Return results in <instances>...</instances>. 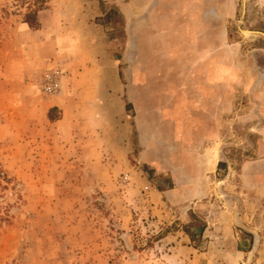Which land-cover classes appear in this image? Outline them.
Returning a JSON list of instances; mask_svg holds the SVG:
<instances>
[{"label":"rangeland","instance_id":"1","mask_svg":"<svg viewBox=\"0 0 264 264\" xmlns=\"http://www.w3.org/2000/svg\"><path fill=\"white\" fill-rule=\"evenodd\" d=\"M30 1L0 0V264H264V0H45L40 39ZM206 43L218 148L163 89Z\"/></svg>","mask_w":264,"mask_h":264},{"label":"crops","instance_id":"2","mask_svg":"<svg viewBox=\"0 0 264 264\" xmlns=\"http://www.w3.org/2000/svg\"><path fill=\"white\" fill-rule=\"evenodd\" d=\"M23 28L31 31L37 39H40L44 31L43 25L40 29L32 31L27 28L26 23H23ZM193 50L196 52L195 57L199 60L197 65L190 71L187 67L179 77L169 78L168 82L172 83V85L162 88L166 92H173L176 96V101H178L176 109L180 108V114L183 115V118L180 119V130L186 131L188 122L184 120V116L190 115L189 121L191 123L187 125L190 132L193 131L191 134L196 139V143L200 142L202 137L203 140L213 141L218 148L220 146L217 142L223 144L224 140L229 138L231 112L230 67L228 63L224 62L225 56L223 53L221 55V64L214 65V61L219 62V58H216L214 53L209 55L211 48H209L207 43L203 47L200 46V48L196 44ZM115 67L117 66L115 65ZM146 78V73L140 75L133 73L132 75V81L142 79L144 83L150 82ZM191 94H194L196 98L189 101ZM235 113L237 115L238 111ZM184 138L185 134L183 135V144ZM140 146V153L144 154L145 145L140 144ZM143 161L145 162L146 160L143 159ZM218 161L217 158L213 166L215 169Z\"/></svg>","mask_w":264,"mask_h":264},{"label":"trees","instance_id":"3","mask_svg":"<svg viewBox=\"0 0 264 264\" xmlns=\"http://www.w3.org/2000/svg\"><path fill=\"white\" fill-rule=\"evenodd\" d=\"M45 0H31L28 3L27 12L23 15L24 22L33 30H38L41 27V22L38 18V12L45 7ZM204 226L199 227V232L203 230ZM185 233L189 235L190 239L194 241L193 232L189 230V226L185 225Z\"/></svg>","mask_w":264,"mask_h":264},{"label":"water","instance_id":"4","mask_svg":"<svg viewBox=\"0 0 264 264\" xmlns=\"http://www.w3.org/2000/svg\"><path fill=\"white\" fill-rule=\"evenodd\" d=\"M244 5H245V2L243 1V2H242V16H243V14H244ZM245 33H258V34H260L261 36L264 37V33H261V32H250V31H245Z\"/></svg>","mask_w":264,"mask_h":264}]
</instances>
